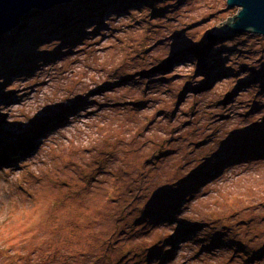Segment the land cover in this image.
<instances>
[{"label":"rangeland","instance_id":"rangeland-1","mask_svg":"<svg viewBox=\"0 0 264 264\" xmlns=\"http://www.w3.org/2000/svg\"><path fill=\"white\" fill-rule=\"evenodd\" d=\"M238 9L73 0L3 33L0 264H264V35L206 38Z\"/></svg>","mask_w":264,"mask_h":264},{"label":"water","instance_id":"water-1","mask_svg":"<svg viewBox=\"0 0 264 264\" xmlns=\"http://www.w3.org/2000/svg\"><path fill=\"white\" fill-rule=\"evenodd\" d=\"M73 0H0V35L14 28L30 10H46ZM228 8L238 7L234 16L217 23L209 32L210 38L239 33L264 35V0H226ZM15 264V263H11Z\"/></svg>","mask_w":264,"mask_h":264},{"label":"trees","instance_id":"trees-1","mask_svg":"<svg viewBox=\"0 0 264 264\" xmlns=\"http://www.w3.org/2000/svg\"><path fill=\"white\" fill-rule=\"evenodd\" d=\"M135 1H136V0H135ZM81 2H83V1H80V3H81ZM93 8H94V5H93V4H92V5H91V4H88V5H86V6L84 7V9H86L87 12L91 11ZM89 9H90V10H89ZM86 10H84V12H86ZM88 10H89V11H88ZM51 14H52L54 17L57 18L56 21H57V20H60L61 23H63V21L61 20L63 17L59 19V17L57 16V12L54 13V14H53V13H51ZM80 14H82V12L77 11V12L75 13V15L72 16V17H74L72 20H75V18H79V15H80ZM63 16H64V15H63ZM23 17H24V16H23ZM23 17H22V18H23ZM22 18L20 19L19 24H18L17 26H15V27H19V26H21V25H24V23H26V20H23ZM68 18H69V17H68ZM68 18H67V19H68ZM72 20H69V21H72ZM75 21H76V20H75ZM59 28H60V27H59ZM12 29H13V28H12ZM10 31H11V30H10ZM10 31H9V32H10ZM25 31H27V30H21V31H17V32L15 31L13 35H12V33H10L9 36H10L11 38H13L16 34L23 33V32H25ZM9 32H8V33H9ZM8 33H6V34H8ZM4 37H5L4 34H3V35H0V39H1L0 42L3 41V40H6V39L8 38V36L5 37V38H4ZM224 37H225V36H224ZM11 38H10V39H11ZM206 38L208 39V41H216V40H219V39H220V38H216V39H215V38H210V37H209V33L206 35ZM13 39H14V38H13ZM192 51L194 52V54H195V53H198V52H196V51H197L196 49H193ZM8 55H9V54H8ZM8 55H7L6 57H8ZM7 59H9V58H7ZM205 85H207V84H205ZM196 87H197V86H196ZM198 87H199V86H198Z\"/></svg>","mask_w":264,"mask_h":264},{"label":"bare ground","instance_id":"bare-ground-1","mask_svg":"<svg viewBox=\"0 0 264 264\" xmlns=\"http://www.w3.org/2000/svg\"><path fill=\"white\" fill-rule=\"evenodd\" d=\"M18 24H19V22H18ZM18 24H17V25H18ZM17 25H16V26H17Z\"/></svg>","mask_w":264,"mask_h":264}]
</instances>
